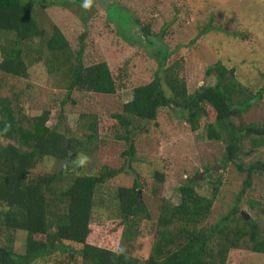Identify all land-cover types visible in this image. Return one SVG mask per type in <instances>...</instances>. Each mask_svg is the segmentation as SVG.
I'll use <instances>...</instances> for the list:
<instances>
[{
	"label": "trees",
	"instance_id": "1",
	"mask_svg": "<svg viewBox=\"0 0 264 264\" xmlns=\"http://www.w3.org/2000/svg\"><path fill=\"white\" fill-rule=\"evenodd\" d=\"M79 1L38 2L70 5ZM33 6L34 0H0V72L7 76L27 78L23 43L46 38L45 29L33 14ZM111 8L119 10L114 7L108 10ZM51 29L45 40V57L38 51L34 61L42 62L56 81L60 79L66 91L63 102L74 90L115 94L117 84L106 62L84 66L82 46L73 54L59 28L52 25ZM214 31L217 29L207 23L196 37ZM137 34L132 39L149 51L155 67L149 82L132 88L131 99L121 104V114L112 115L118 124L126 126V130L119 129L116 135L126 145L125 160L119 168L103 165L92 175L74 172L80 166L73 163V158L84 154L85 145L98 138L96 123L82 139L66 136L47 125L49 110L26 116L20 108L13 107L9 98H0V264H54L56 256L67 258V264H140L125 251V244L139 236L141 221L151 219L147 205L137 196L142 186L131 167L134 137L146 131L144 124L154 121L158 110L163 108L183 118L191 131L203 130L207 139L223 142L221 162L232 163L243 181L227 211L211 223L206 221L219 194V178L209 181V196L199 194L195 183L188 179L177 187V203L160 199L155 241L144 264H225L228 253L241 246L264 254V229L258 221L240 214V203L253 186L254 178L264 176V156L260 154H264V122L247 123L243 119L263 98L264 85L251 91L234 77L233 69L217 61L204 71L205 76H213L214 82L189 93L180 76L179 62H167L171 51L163 42V31L152 34L149 26L143 25ZM256 153L249 163L242 161L244 156ZM45 158L62 162L61 169L31 177L29 172ZM210 171L209 167L204 169L205 174ZM122 172L131 173L134 181L112 192L114 211L121 221L120 245L113 250L89 244L97 191ZM155 175L163 182L162 175ZM64 180L66 184L62 186ZM246 201L250 209L257 207L264 218V206L250 198ZM18 231L25 232L20 252L14 247Z\"/></svg>",
	"mask_w": 264,
	"mask_h": 264
},
{
	"label": "rangeland",
	"instance_id": "2",
	"mask_svg": "<svg viewBox=\"0 0 264 264\" xmlns=\"http://www.w3.org/2000/svg\"><path fill=\"white\" fill-rule=\"evenodd\" d=\"M38 1L34 0L33 14L39 26L45 29L46 38L55 25L67 38L73 54L82 46L84 66L106 62L117 84L113 95L74 90L63 102L66 91L60 79L56 81L42 62L34 61L38 51L45 57L46 38L23 43L28 61L27 78L0 72V98H9L13 107L20 108L26 116L49 110V127L79 139L90 133V126L96 123L98 138L85 145L84 154L72 155L73 163L80 166L75 173L97 174L103 165L119 168L124 163L126 145L118 141L116 135L119 129L120 132L126 130V126L118 124L112 115L121 114V104L131 99L134 86L152 78L154 59L141 43L132 39L138 36L143 25L149 26L152 34L163 31V42L171 51L167 62H179L180 76L189 93L200 85L214 82L213 76H205L204 71L217 61L233 69L234 77L251 91L264 85V0H81L77 4L48 3L45 6ZM110 7L119 10H108ZM207 23L217 31L196 37ZM243 119L247 123L264 122V96ZM144 127L146 131L134 137L131 167L142 186L137 196L147 205L151 219L142 220L139 236L125 244V251L140 264H144L155 241L156 208L160 199L177 203V187L188 179L195 183L199 194L209 196V181L219 178V194L206 221L211 223L227 211L243 181L232 163L223 165L221 162L223 142L207 139L203 130L191 131L184 119L174 116L170 110L159 109L156 119L146 122ZM257 155L244 156L242 161L247 164ZM62 165L55 159L45 158L37 162L29 175L56 173ZM212 166L217 169L205 174L204 169ZM155 173L162 175L163 182ZM133 181L131 173L122 172L98 189L87 238L89 244L118 249L122 228L111 201L112 192L116 187L130 186ZM65 184L64 180L62 186ZM246 194L240 211L258 221L264 229L262 213L257 207L250 209L246 201L250 198L264 206V176H256ZM15 236L14 247L20 252L25 232L18 231ZM54 258V264L68 262L62 256ZM225 264H264V254L241 246L228 253Z\"/></svg>",
	"mask_w": 264,
	"mask_h": 264
},
{
	"label": "water",
	"instance_id": "3",
	"mask_svg": "<svg viewBox=\"0 0 264 264\" xmlns=\"http://www.w3.org/2000/svg\"><path fill=\"white\" fill-rule=\"evenodd\" d=\"M240 214L243 216V217H245V219H248L249 217H248V215H246L244 212H240Z\"/></svg>",
	"mask_w": 264,
	"mask_h": 264
},
{
	"label": "clouds",
	"instance_id": "4",
	"mask_svg": "<svg viewBox=\"0 0 264 264\" xmlns=\"http://www.w3.org/2000/svg\"><path fill=\"white\" fill-rule=\"evenodd\" d=\"M214 169H217V166H212L211 167V171H213Z\"/></svg>",
	"mask_w": 264,
	"mask_h": 264
}]
</instances>
